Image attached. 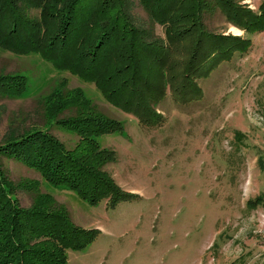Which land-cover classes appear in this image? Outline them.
Returning a JSON list of instances; mask_svg holds the SVG:
<instances>
[{"label":"rangeland","instance_id":"obj_1","mask_svg":"<svg viewBox=\"0 0 264 264\" xmlns=\"http://www.w3.org/2000/svg\"><path fill=\"white\" fill-rule=\"evenodd\" d=\"M59 1L16 4L25 18L41 19L46 27L44 32L39 25L30 45L18 34L9 38L7 29L1 36L10 43L0 44V143L8 129L34 128L68 151L83 149L88 141H81L61 122L76 114L88 116L85 113L93 109L119 124L114 131L90 137L96 152L110 151L114 158L98 167L121 191L133 195L112 205L108 198L90 203L66 186L46 181L42 171L9 152L4 153L8 157L0 156V181L6 193L25 208L46 195L74 225L96 230L83 247L65 250L64 264H264V30L248 35L227 21L218 7L202 12L204 30L248 37L251 44L242 54L199 62L191 74L197 89L181 94L179 73L190 55V38L168 45L166 24L151 19L138 0H132L128 11L122 0H100L93 14V3L89 5L85 22L98 10L102 21L123 8L133 15V24L147 32L144 41L157 39L169 46L171 81L153 105L157 117L142 124L98 84L107 79L108 90H119L115 98L124 96L118 89L120 76L112 68L117 53L126 52L128 34L121 33L112 47L115 56L112 53L107 64L103 59L73 71L76 53L81 52L79 38L68 49L70 65L59 67L49 44L68 7ZM232 1L257 10L261 0ZM98 35L89 37L90 46ZM143 72L147 75L153 69ZM130 88L138 90L132 83ZM130 97L137 99V92ZM65 100L73 104L65 108ZM89 157L98 159L97 154Z\"/></svg>","mask_w":264,"mask_h":264},{"label":"trees","instance_id":"obj_2","mask_svg":"<svg viewBox=\"0 0 264 264\" xmlns=\"http://www.w3.org/2000/svg\"><path fill=\"white\" fill-rule=\"evenodd\" d=\"M21 1L36 5L38 0H0V44L3 46H8L10 43V40L1 38L6 29V35H9V38L11 34H18L19 40L30 45L37 37L36 31L39 25L44 27L41 19L34 20L23 16L16 5ZM138 1L148 10L151 19H155L162 25L166 24L164 32L168 45L174 39H191L188 61L185 69L179 73L182 80L179 85L181 94L197 89L191 80V74L195 72L199 62L215 55L220 57L233 53L242 54L251 44L248 37L226 36L204 30L201 23L202 12L218 7L224 12L227 21L242 28L248 35L264 30V0L260 1L257 10L240 6L232 0ZM59 2L62 3V7H68L62 14L63 19H60L61 25L57 28L59 32L51 36L49 40L50 48L55 49L51 51V55L57 58L56 64L59 63V67L70 65L71 57H69L68 49L79 38L82 40L78 48L81 52H75L78 65L71 66L73 71L80 72L78 69L80 64L91 68L103 59V63L107 64L108 58L112 53L114 57V52L117 51H113L112 47L122 37L121 33L125 32L128 34L125 37L127 43L123 46L126 52L121 50L117 53V61L112 68V73L120 76L117 80L120 81L118 89L124 96L116 99L114 95L119 90H108L107 79L98 81V84L104 94L111 95L123 111L136 116L142 124L157 117L153 105L158 103L164 86L170 83V77H172L169 71L171 70L168 60L169 46L157 39L144 41L143 38L147 32L134 25L133 15L123 12V8L120 12L108 14L102 21L98 19L100 13L98 10L96 16L91 15L85 22L84 16L88 12L89 5L93 3V14L102 1L60 0ZM122 2L128 11L132 0H122ZM186 2L189 3L185 4ZM212 4L214 6H211ZM106 24L108 27L104 28ZM43 30L45 32L46 27ZM94 32L95 36L97 32L99 35L90 46L89 37L94 35ZM60 59L66 62L62 63ZM144 68H152L153 72L144 75V72L142 73ZM128 71V75H122V72L126 74ZM13 79L15 77L11 76L9 80ZM130 83L134 84L138 90L132 91V88L128 90ZM136 92L137 99H132L133 97L130 96H134ZM64 104L67 108L73 103L65 100ZM85 114L88 116L76 114L64 118L61 122L62 127L80 136L81 141H88L83 143V149L68 151L61 142L39 129L26 128L20 131L11 128L3 135L0 145L5 150L0 151V156L8 157L9 155L4 153L9 152L10 156L15 155L21 158L24 163L42 171L46 181L64 185L90 203L108 198L112 205L119 200L131 198L133 194L121 191L100 170L99 164L113 161L114 158L110 151L96 152V145L90 138L98 133L114 131L119 128V124L93 109ZM235 134L238 138L239 132L235 131ZM91 153L94 156L97 154L98 159L89 157ZM8 194L3 181L0 183V264H64L66 249L74 250L83 247L96 233L94 229H84L74 225L60 206L51 205V199L46 195L37 205L25 208L19 206L17 201Z\"/></svg>","mask_w":264,"mask_h":264}]
</instances>
